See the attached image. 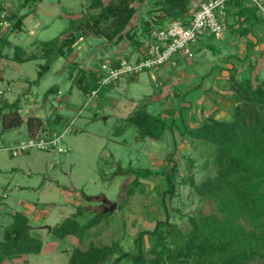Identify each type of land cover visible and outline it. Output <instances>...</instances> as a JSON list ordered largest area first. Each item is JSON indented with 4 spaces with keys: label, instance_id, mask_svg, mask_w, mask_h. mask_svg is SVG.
Here are the masks:
<instances>
[{
    "label": "rangeland",
    "instance_id": "1",
    "mask_svg": "<svg viewBox=\"0 0 264 264\" xmlns=\"http://www.w3.org/2000/svg\"><path fill=\"white\" fill-rule=\"evenodd\" d=\"M170 1L132 2L137 15H131L125 25L127 33L117 43L105 36L111 31V17L98 18V24H93L81 37L83 41L77 39L71 51L50 61L37 82L32 83L43 59L11 61L14 46L19 45L26 53L35 52L41 42L68 32L79 33L86 22L96 19L101 9H89L92 0H35L24 6L18 0H0L3 14L27 13L18 31H10L8 21L5 27L0 24V34L6 33L9 43L1 47L6 57L0 56V100L17 99L22 121L27 116L39 117L41 123L33 127V132L45 134L68 127L57 143L63 151L55 147L31 148L11 156L0 150V239L2 229L10 221L9 214L17 211L26 216L30 234L39 245L37 252L12 256L1 264H66L74 248L84 250L89 245L110 244L117 246V253L129 254L119 264H128L130 255L139 251L145 259L142 264H150L158 249L153 250L154 237L149 234L155 223L158 229L171 230L164 242L172 248L180 245L189 231L203 229L201 217L210 212L211 205L195 186L202 190L204 183L216 175L223 158L216 142L192 136L180 114L173 116L178 108L176 100L183 96H163L171 91L172 81L157 78L155 68L143 69L134 79H128L131 75L120 77L114 88L117 80L102 86L86 105V95L80 89L85 80H75L83 73L81 70L98 69L100 62L106 60V51L130 48L127 55L120 57L131 60L129 55L138 51L149 30L143 27L147 24L149 28V14H164L173 6L191 8V0H174L172 5ZM161 66L169 72L173 65L166 63L158 70ZM261 80L264 71L251 84ZM51 85H56L57 90L45 94ZM240 96L246 101L245 94ZM170 99L175 106H171ZM231 111L230 107L228 117L222 119H229ZM134 112L149 115L152 131H157L161 124L168 128L157 137L143 135L139 124L127 118ZM25 134L28 131L22 122L0 132V145L24 140ZM165 172L171 182L169 192ZM134 175L136 183L132 181ZM102 198L114 202L115 208L101 212ZM94 215L93 225L86 228V222ZM65 217L74 219L76 224L67 220L61 227L68 226L74 233L56 236L51 229L62 224ZM140 231L143 233L138 238ZM174 239L176 243H172ZM261 261L252 264H264ZM159 263L193 264L190 260L183 263L166 258Z\"/></svg>",
    "mask_w": 264,
    "mask_h": 264
},
{
    "label": "trees",
    "instance_id": "2",
    "mask_svg": "<svg viewBox=\"0 0 264 264\" xmlns=\"http://www.w3.org/2000/svg\"><path fill=\"white\" fill-rule=\"evenodd\" d=\"M30 1L35 0H18V4L24 6ZM134 1L117 0L115 3L103 4L101 0H92L88 8L100 7L101 10L94 21L86 22L82 26L79 33L68 32L62 37L41 42L37 44L39 46L37 51L32 53H26L23 48L14 46L13 54L9 59L19 63L35 57L43 59V63L38 64L36 79L32 81L35 83L48 68L49 62L64 56L66 51H71L72 44L86 35L93 24H98V18L111 17L109 22L111 31L105 36L108 39L114 38L112 42L117 43L127 33L124 31L125 25L135 11L134 6L130 5ZM170 2L173 4L175 1ZM3 12L0 9V21H8L9 30L18 31L26 13L16 15L3 14ZM143 27L148 29L147 24H143ZM6 36V33L0 34V39L3 38V42L0 41V56H5L1 53V47L4 43L8 44L5 40ZM81 71L83 73L75 80L76 82L85 80L80 89L86 95L96 86L100 72L98 69ZM251 83V80L246 78L234 82L235 85L231 86L234 94L230 97L232 111L229 119L207 117L198 127L188 128L192 136L216 142L219 154L223 158V163L217 168L214 178L204 183L205 187L202 190L195 186L196 190L206 195L207 202L211 205L210 212L201 217L200 225L203 229L189 231L183 242L174 248L164 242L165 235H170L171 230L158 229L155 223L149 234L154 237L153 250L155 247L158 249L150 264H160L159 262H164L165 258L170 261L180 259L183 263L190 260L193 264H252L264 261V80L258 81L256 85ZM56 90L57 86L51 85L44 93L48 94ZM242 94H245L246 101L241 100ZM17 101V99L11 102L0 100V132L24 122L28 134H33L35 130L33 127L41 123L40 118L27 116L22 121L18 114ZM136 114H140L139 119L135 117ZM127 118H132V122L139 124L143 135L149 137H157L162 129L168 128L161 124L157 131H152L149 128L151 120L149 115L142 112H134ZM132 181L136 183V175ZM165 181L169 192L171 182L168 172H165ZM95 215L86 222V225L84 224L86 228L93 225ZM9 217L10 221L1 233L0 264L4 259L26 252H37L39 249L38 243L30 234L26 216L14 211ZM67 220L70 218L65 217L62 224L53 226L51 230L56 236L74 233L68 226L61 227ZM70 221L76 224L74 219ZM142 233V231L138 232L137 237L139 238ZM176 241L174 239L172 243ZM116 250L117 246L114 244L89 245L84 250L74 248L66 264H119L120 260L129 254L117 253ZM142 263H145V259L140 251L130 255L128 264Z\"/></svg>",
    "mask_w": 264,
    "mask_h": 264
},
{
    "label": "crops",
    "instance_id": "3",
    "mask_svg": "<svg viewBox=\"0 0 264 264\" xmlns=\"http://www.w3.org/2000/svg\"><path fill=\"white\" fill-rule=\"evenodd\" d=\"M197 2L198 0H191L190 9H184L183 5H180L171 7L164 14L154 12L155 15H147L148 29L174 19L173 16L178 18L190 16ZM159 13L161 15H158ZM26 16L27 13L22 19V24ZM4 23L5 21H0L3 27H5ZM79 40L83 41L81 37ZM128 49L106 51L105 59L113 60L125 56L124 53L127 55L130 52V48ZM189 51L190 57L175 59L176 64L170 66L169 72H165L162 66L160 70H158L160 67L155 68L157 78L172 81L171 86L169 85L171 91L164 92L163 96L169 95L171 98L182 94L183 97L177 98V104H173L172 99L169 101L171 106L178 105L173 116L179 117V111L180 118L187 129L198 127L200 121L207 117L227 118L230 112V97L234 94L231 87L235 85L234 82H240L246 78L252 80L264 71V21L252 8L241 4L240 6L229 5L226 26L221 35L217 38L203 36L189 45ZM135 55L136 52L129 57L133 58ZM136 76L137 74L131 75L128 79H134ZM5 81L9 80L5 79ZM118 83V80L114 82L112 88Z\"/></svg>",
    "mask_w": 264,
    "mask_h": 264
},
{
    "label": "built area",
    "instance_id": "4",
    "mask_svg": "<svg viewBox=\"0 0 264 264\" xmlns=\"http://www.w3.org/2000/svg\"><path fill=\"white\" fill-rule=\"evenodd\" d=\"M240 4L252 8L264 21V0H198L190 16L171 19L149 29L131 60L119 57L100 62L98 68L100 75L96 80V86L86 94L84 104L87 105L102 86L124 75H134L143 69H154L166 63L174 65L178 57H190L189 45L203 36L219 37L226 26L227 7ZM67 128L66 126L59 132L43 134L38 130L33 134H25L24 140L0 145V150L7 151L11 156L31 148L43 150L55 147L57 151H63L57 143Z\"/></svg>",
    "mask_w": 264,
    "mask_h": 264
},
{
    "label": "water",
    "instance_id": "5",
    "mask_svg": "<svg viewBox=\"0 0 264 264\" xmlns=\"http://www.w3.org/2000/svg\"><path fill=\"white\" fill-rule=\"evenodd\" d=\"M115 208V203L114 202H111L109 203L108 205H105L101 208V212H110L112 211L113 209ZM45 228L47 230H49V226L48 225H45Z\"/></svg>",
    "mask_w": 264,
    "mask_h": 264
},
{
    "label": "flooded vegetation",
    "instance_id": "6",
    "mask_svg": "<svg viewBox=\"0 0 264 264\" xmlns=\"http://www.w3.org/2000/svg\"><path fill=\"white\" fill-rule=\"evenodd\" d=\"M99 201H100L99 204L101 205V208H102L103 206L108 205V204L110 203V202H107V201H106L105 199H103V198L100 199Z\"/></svg>",
    "mask_w": 264,
    "mask_h": 264
}]
</instances>
